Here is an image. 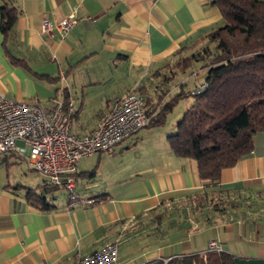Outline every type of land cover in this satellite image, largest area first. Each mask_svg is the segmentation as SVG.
<instances>
[{"label": "crops", "instance_id": "obj_1", "mask_svg": "<svg viewBox=\"0 0 264 264\" xmlns=\"http://www.w3.org/2000/svg\"><path fill=\"white\" fill-rule=\"evenodd\" d=\"M6 1L17 16L7 34L0 30V92L43 108L54 101L69 104L71 132L77 135L94 130L115 97L145 87L155 101L158 76L169 68L165 64L223 24L213 0ZM70 14L78 22L65 35L41 33L43 18L57 22ZM198 72L194 77L175 74L165 85L167 99L188 96L204 82L206 70ZM190 80L193 85L186 88ZM188 106L187 101L184 108ZM179 120L180 113L161 126L138 130L108 152L83 157L77 164L76 191L82 199H94L91 204L69 205L57 189L46 194L51 208L39 210L27 203L26 192L39 193L43 178L10 179L0 170V264H72L113 241L118 243V264H161L171 257L203 254L213 239L236 257L264 258V132L254 133L252 150L219 177L220 188L240 185L250 200L224 217L211 212L206 223L199 213L181 209L188 197L212 186L198 177L193 159L169 149L167 136L175 133ZM3 154H8L6 170L10 157L27 164L24 157ZM165 207L177 224L171 231V219L164 215L163 233L154 234L152 221Z\"/></svg>", "mask_w": 264, "mask_h": 264}, {"label": "trees", "instance_id": "obj_2", "mask_svg": "<svg viewBox=\"0 0 264 264\" xmlns=\"http://www.w3.org/2000/svg\"><path fill=\"white\" fill-rule=\"evenodd\" d=\"M8 3L5 0L0 8L3 34L10 31L17 16L16 9ZM212 4L219 9L222 26L181 48L176 54L178 58L172 64H165V67L171 66L172 75L165 72L161 81L167 84L175 73H189L196 64L206 70V88L194 96L193 103L178 121L175 133L167 136L173 154L193 159L198 177L212 186L188 197L181 208H188L192 214L199 213L206 223L212 219L211 212L224 217L239 211L242 201L250 200L251 195L245 194L247 189L240 185L220 188L219 177L223 169L232 167L252 150L253 134L264 132V1L213 0ZM183 52L188 55L183 56ZM178 97L181 95L163 104L146 127L163 125ZM152 101V97L145 96L147 112L154 110ZM40 187L39 193L27 189L26 199L30 206L46 211L51 208L46 194L60 188L44 184ZM168 210L165 207L162 214L156 216L158 223H154L152 233H163L161 218L165 215L170 220L173 215ZM179 215L185 219L186 210ZM169 224L173 231L177 224L175 218ZM235 257L224 251H209L171 257L166 264H235Z\"/></svg>", "mask_w": 264, "mask_h": 264}, {"label": "built area", "instance_id": "obj_3", "mask_svg": "<svg viewBox=\"0 0 264 264\" xmlns=\"http://www.w3.org/2000/svg\"><path fill=\"white\" fill-rule=\"evenodd\" d=\"M78 20L70 14L57 22L43 18L41 33L53 31L65 35ZM206 88L201 83L192 95ZM64 111L63 101H54L49 108L35 102L17 101L0 92V154L13 153L26 159L28 167L41 175L46 187L66 192L69 205L91 204L76 191L74 176L78 162L93 153L108 152L138 130L146 127L154 111H146L145 98L130 91L111 100L109 112L94 130L84 135L71 132L70 105ZM222 251L218 240H210L206 252ZM167 260H163L166 264ZM72 264H118V243H106L100 249L77 257Z\"/></svg>", "mask_w": 264, "mask_h": 264}, {"label": "rangeland", "instance_id": "obj_4", "mask_svg": "<svg viewBox=\"0 0 264 264\" xmlns=\"http://www.w3.org/2000/svg\"><path fill=\"white\" fill-rule=\"evenodd\" d=\"M186 55H188V53L186 54ZM185 55V56H186ZM166 67H169V68H167L166 69V74L167 75H169V74H171L170 72L172 71V68H171V66H166ZM201 70H205V69H201L200 67H199V65H194V67H193V69L191 70V71H189V73H185L186 74V76L188 75V74H191V76L192 77H194V76H196L199 72L198 71H201ZM175 74H180V73H175ZM166 75V76H167ZM172 75V74H171ZM170 75V76H171ZM156 77V76H155ZM159 77V81H158V83H157V87H156V89H157V91H159V95L161 94V96L159 97V96H156V98H155V101H152V105L154 106V104H155V107H154V115L156 114V112L160 109V107L161 106H163V104H165L166 102H168L169 100H171L172 98H174V97H177L178 96V94H174V95H172V96H170L168 99H167V97H166V94H167V91L165 90V85L166 84H162V79H163V77H162V75H160V76H158ZM157 77V78H158ZM164 79H167V77H164ZM178 81H179V79L177 80V83H178ZM169 83V82H168ZM202 83H204V82H202ZM151 84H149V87L148 88H150L151 86H150ZM193 85V81H188V83L186 84V88H189V87H191ZM201 85V83L199 84V85H197L194 89H192L191 91H193V90H196V88H198V86H200ZM153 86V85H152ZM153 89H155L154 88V86H153ZM185 89V88H184ZM138 93H140L141 95H143V97L145 98V96H148V93H147V90H146V88L144 87L143 89H141L140 90V88H138L137 90H136ZM185 91H187V90H185ZM191 91H189V93H188V96H182V97H178V98H176V103L173 105V107H172V110L170 111V112H168L167 114H166V118H174L175 116H177L179 113H180V119H181V117H182V115H183V113L185 112V108H184V105H185V102H190V105H191V103H193V101H194V96L195 95H192L191 94ZM167 99V100H166ZM166 100V101H165ZM189 107V106H188ZM185 109V110H184ZM154 117V116H153ZM5 155H8V154H0V170L3 172V173H7L8 175H9V178L10 179H12V176L13 175H15V176H17V177H19V178H21V179H23V180H27V181H36V180H38L39 179V176L40 177H42L41 175H39L37 172H35V171H33V170H31L29 167H28V165L26 164V163H24L23 161H21L20 160V158H18V157H10V158H8V161L11 163L7 168V170L5 169V164L3 163V159H4V157H5ZM43 178V177H42ZM43 180H44V178L43 179H41V183H43ZM40 183V182H39ZM61 195L62 194H65V196H66V192L64 191V190H61L60 192H59ZM168 211H170V209L168 210ZM152 218H153V216H152ZM155 220V224H157V218L156 219H154ZM205 253V252H204ZM161 264H163V262L161 263Z\"/></svg>", "mask_w": 264, "mask_h": 264}, {"label": "water", "instance_id": "obj_5", "mask_svg": "<svg viewBox=\"0 0 264 264\" xmlns=\"http://www.w3.org/2000/svg\"><path fill=\"white\" fill-rule=\"evenodd\" d=\"M151 264H159V262H154ZM235 264H264V258L246 259V258L235 257Z\"/></svg>", "mask_w": 264, "mask_h": 264}]
</instances>
